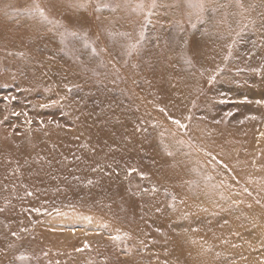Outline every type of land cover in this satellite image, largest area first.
Instances as JSON below:
<instances>
[{"label": "rangeland", "instance_id": "374dc122", "mask_svg": "<svg viewBox=\"0 0 264 264\" xmlns=\"http://www.w3.org/2000/svg\"><path fill=\"white\" fill-rule=\"evenodd\" d=\"M0 264H264V0H0Z\"/></svg>", "mask_w": 264, "mask_h": 264}, {"label": "snow or ice", "instance_id": "6c2138e0", "mask_svg": "<svg viewBox=\"0 0 264 264\" xmlns=\"http://www.w3.org/2000/svg\"><path fill=\"white\" fill-rule=\"evenodd\" d=\"M258 103H259V101H258ZM29 195H30V193H29Z\"/></svg>", "mask_w": 264, "mask_h": 264}]
</instances>
